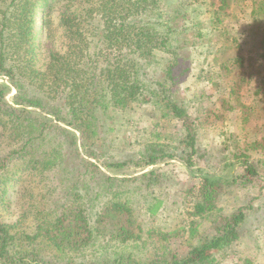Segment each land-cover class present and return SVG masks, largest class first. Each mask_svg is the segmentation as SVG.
Here are the masks:
<instances>
[{"label": "trees", "instance_id": "16d2710c", "mask_svg": "<svg viewBox=\"0 0 264 264\" xmlns=\"http://www.w3.org/2000/svg\"><path fill=\"white\" fill-rule=\"evenodd\" d=\"M228 1L212 0L215 14ZM163 4L168 7L160 0H0V77L7 76L16 89L9 98L8 86L0 83V128L21 143L7 155L0 153V264H45L36 255L33 260L25 256L29 246L44 242L48 249L69 258L46 264H216L212 252L227 251L239 241L248 214L242 207L221 215L220 197L226 185L247 182L246 174L236 171L244 168L253 177L257 169L245 160L237 170L230 165L234 168L229 176L221 170H192V155L198 153L197 127L174 94L179 77L188 72L180 67L188 41L180 44V37L173 36L180 12L161 13ZM259 6L262 10L264 2ZM159 50L167 54L169 64L162 79L155 80L150 70ZM144 103L154 104L164 116L182 123L179 142L190 151L185 166L197 180L189 189L194 201L191 231H196L200 220L211 216L216 220L215 235L192 245L185 255L170 252L142 261L121 249L134 244L141 228V224L134 227L133 204L117 194H124L120 186L115 188L116 197L109 193L114 184L128 185L147 173L136 179L113 177L98 162L123 171L133 163L155 166L173 157L165 146L148 144L136 156L111 162L109 118ZM74 152L78 164L73 161ZM55 173L60 186L58 181L57 186H49L47 179ZM148 173L158 176L154 170ZM13 182H20L21 207L24 201L28 206L9 222L7 216L19 210L16 203L12 211L13 203L7 199ZM47 188H57L60 199H48L39 211L38 197ZM79 193L80 202L76 200ZM92 193L108 196L93 216L87 200ZM50 194L51 198L55 191ZM103 241V262L75 258L103 249L98 247ZM112 247L116 252L109 256ZM244 262L252 264L248 259Z\"/></svg>", "mask_w": 264, "mask_h": 264}, {"label": "rangeland", "instance_id": "374dc122", "mask_svg": "<svg viewBox=\"0 0 264 264\" xmlns=\"http://www.w3.org/2000/svg\"><path fill=\"white\" fill-rule=\"evenodd\" d=\"M160 2L168 3V7L163 4L161 13L167 9L180 12L174 20L176 33L173 36L180 37V44L188 41L184 44V57L180 64L181 69L187 67L188 72L179 77L174 94L176 99L184 102L197 127L198 153L192 155V170H221L229 176L234 168L230 165L234 164L237 170V165L245 160L257 169V175L253 177L244 168L236 171L238 175L246 174L247 182L242 179L238 184L226 185L222 189L219 213L228 216L243 207L248 215L247 221L241 225L239 241L227 251H215L212 255L217 260L216 264H245V259L252 264H264V7L261 10L259 6L264 0H229L218 14H215L216 7L212 0ZM155 54L157 63L150 73L155 80H161L169 61L167 54L160 50ZM0 83L8 86L9 98L16 93L7 76L0 77ZM161 96L158 95V100ZM109 123L111 162L118 161L121 156L131 158L148 144L163 145L173 156L155 166L133 163L123 171L108 169L104 163L98 162L99 167L113 177L136 179L147 173L145 178L129 181L128 185L118 182L111 187L109 194L115 196V188L117 190L116 186H120L119 190L124 194H117L133 204L134 227L138 229L141 224L136 231L138 238L134 244L121 246V249L137 260L145 261L154 259L157 254L160 258L170 252L183 256L192 245L213 237L215 216L198 221L196 231H191L189 227L194 203L189 189L197 180L190 176L185 166L190 151L179 142L182 123L171 116H164L154 104L147 103L139 104L126 113L112 114ZM17 142L4 135L0 128L2 155L17 149L21 145ZM10 143L14 146H9ZM78 143L80 148V138ZM44 145L42 150H45ZM73 158L78 164L76 152ZM151 170L158 172L156 178L150 177L148 172ZM56 174L47 179L49 186H57ZM19 187L20 182H13L9 186L7 199L13 203L12 211L16 203L19 210L16 215H8L6 221H15L28 203L24 201L21 207L23 201L19 200ZM47 189L38 197L39 202L36 201L37 205L42 202L37 207L39 211L44 210V202H48V199H60L57 188ZM54 191L55 195L50 198V193ZM81 197L76 200L82 201ZM106 197L94 193L88 196V211L92 216L98 206L105 204ZM45 244L27 246V259L33 260L36 255L35 258L45 264L69 260L67 254H56ZM98 247L103 249L98 248L87 257L75 258L86 262L100 258L103 262L104 257L100 253L106 248L105 241ZM115 252L113 247L108 249L109 256Z\"/></svg>", "mask_w": 264, "mask_h": 264}]
</instances>
